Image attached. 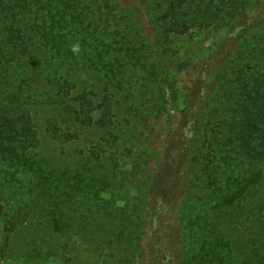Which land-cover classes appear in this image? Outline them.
<instances>
[{
    "label": "rangeland",
    "instance_id": "obj_1",
    "mask_svg": "<svg viewBox=\"0 0 264 264\" xmlns=\"http://www.w3.org/2000/svg\"><path fill=\"white\" fill-rule=\"evenodd\" d=\"M41 1L40 19L50 26L59 21L53 26L54 39L67 46L43 45L29 65L16 68L9 88L0 86L1 111L12 117L27 110L39 135L37 148L18 156L33 172L0 157V264H151L143 252L149 216L146 194L181 107L176 103L161 110L159 79L182 65V102L201 62L226 31L212 26L166 36L160 16L169 0ZM244 1L251 7L257 0ZM33 22L34 17L28 24ZM77 43L80 51L74 54L71 47ZM133 55L140 62L132 60ZM244 64L231 66V77L218 91L226 94L217 93L206 106L191 137L185 167L189 191L171 225L173 236L187 229L196 214L212 219L222 213L226 224L219 228L231 242L222 254L224 264L264 259V210L255 216L264 204L255 196L264 197V187L255 189L258 171H264V153L261 161H247L234 142L227 141L240 127L231 107L241 101L234 95H240L236 79ZM64 80L75 82L74 98H84V92L90 97V90L98 95L108 91L115 143L109 131L82 125L65 108L84 99L56 103L52 91L61 89ZM141 149L154 151L145 166L146 178L136 175L132 164ZM207 153L210 156L203 155ZM237 179L253 188L233 212L220 203ZM212 189L217 193L210 203L206 195ZM172 251L179 255L181 246H172Z\"/></svg>",
    "mask_w": 264,
    "mask_h": 264
},
{
    "label": "trees",
    "instance_id": "obj_2",
    "mask_svg": "<svg viewBox=\"0 0 264 264\" xmlns=\"http://www.w3.org/2000/svg\"><path fill=\"white\" fill-rule=\"evenodd\" d=\"M66 1L75 3V0ZM42 3L41 0H0V86L2 88H9L12 85V75L17 74L16 68L21 71L29 65L37 55V50L43 45L51 49L57 46L63 49L67 46L54 39L53 26L59 21H52L50 26L44 18L40 19L42 16L39 15L43 12ZM33 17V24H28ZM160 22L166 36L172 33L185 35L191 28L202 30L212 26L221 27L226 34L201 62L199 73L190 84L188 94L182 102L179 88L184 67L176 65L165 77L159 79L160 98L158 100L161 110L166 111L167 106L176 103H181V107L175 126L166 134L165 145L158 156L159 167L154 176L152 175L147 190L149 216L146 232H143L144 239H147L143 244V252L148 256L151 264H224L225 259L222 254L230 247L231 242L228 235L219 228L226 224L222 213L212 219H208L203 214H196L187 221V229H180V232L173 236L171 225L178 210L186 202L189 191V175L185 167L191 137L197 133L206 106L213 102L220 85L225 84V80L231 77V66H236L239 62L241 64L245 62V64L244 67L239 68L236 79L238 80L236 90L240 95L235 93L234 97L237 99L240 96L241 101L239 104L235 101L231 111L235 115L237 113L240 127L234 133L235 138L230 139L231 136H229L227 141L234 142L245 160L247 158L252 161L256 159V162L262 160L264 72L261 73V71H264V0H257L251 7H248L244 0H169L160 16ZM48 29L51 30L50 33ZM135 54H139L138 51ZM131 59L140 62V57L136 55H133ZM109 73L114 75L111 69ZM19 80L22 81L21 78ZM122 83L121 78L119 84ZM75 87V82L72 80H64L61 89L52 91L57 98L56 103L63 106L65 102L84 99V103L71 104V107L65 106V108L70 109L72 115L82 125L95 126L100 132L109 131L111 142L115 143L118 135L114 133L113 105L108 91L103 90L98 95L96 92L90 93L93 91L90 90L88 91L91 94L90 97L87 92H84L82 95L84 98H74ZM219 94L223 97L226 91ZM50 99L53 101L52 96ZM94 113L97 115H93ZM222 139L223 137L220 140ZM38 144V131L27 110L11 117L0 108V157L2 159L12 160L21 166L20 168H27L33 172L32 167H27L29 165L27 161H22L18 156L27 150L37 148ZM147 150L141 149L132 157L133 168L137 170L135 174H142L145 178L148 177L147 172L144 171L146 163L150 162L154 154L153 150ZM210 154L203 155L210 156ZM248 166L253 168L252 165ZM258 172H260V178L258 187L255 189L264 187V171ZM236 181L233 191L220 203L222 207L233 212L243 200H247L243 196L253 188L247 181L240 179ZM193 183L194 186L197 185V178ZM216 193L217 190L212 189V192L206 195L210 197V203L212 194ZM255 196L260 204L264 203V197H259L257 194ZM205 204L209 203L205 202ZM262 205L261 210L259 207L256 209L258 211L255 210V216L262 215L264 204ZM191 211L194 212L195 209ZM171 244L181 246L179 255L174 254ZM133 251L138 249L134 248ZM178 256L179 259L176 258ZM254 258H256L255 254ZM242 264H264V259L259 263L249 259Z\"/></svg>",
    "mask_w": 264,
    "mask_h": 264
},
{
    "label": "clouds",
    "instance_id": "obj_3",
    "mask_svg": "<svg viewBox=\"0 0 264 264\" xmlns=\"http://www.w3.org/2000/svg\"><path fill=\"white\" fill-rule=\"evenodd\" d=\"M71 51H72L74 54L79 53V51H80V45H79V43L73 45V46L71 47Z\"/></svg>",
    "mask_w": 264,
    "mask_h": 264
}]
</instances>
